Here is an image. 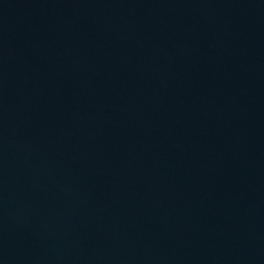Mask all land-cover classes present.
<instances>
[{
	"label": "water",
	"instance_id": "water-1",
	"mask_svg": "<svg viewBox=\"0 0 264 264\" xmlns=\"http://www.w3.org/2000/svg\"><path fill=\"white\" fill-rule=\"evenodd\" d=\"M0 264H264V0H0Z\"/></svg>",
	"mask_w": 264,
	"mask_h": 264
}]
</instances>
